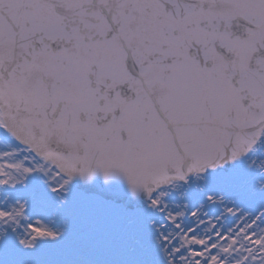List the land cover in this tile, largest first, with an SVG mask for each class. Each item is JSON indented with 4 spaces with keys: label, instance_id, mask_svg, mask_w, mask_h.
Listing matches in <instances>:
<instances>
[{
    "label": "snow or ice",
    "instance_id": "6c2138e0",
    "mask_svg": "<svg viewBox=\"0 0 264 264\" xmlns=\"http://www.w3.org/2000/svg\"><path fill=\"white\" fill-rule=\"evenodd\" d=\"M0 264H264V0H0Z\"/></svg>",
    "mask_w": 264,
    "mask_h": 264
}]
</instances>
